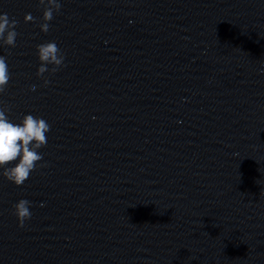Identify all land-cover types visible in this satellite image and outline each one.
<instances>
[{
    "label": "clouds",
    "instance_id": "obj_1",
    "mask_svg": "<svg viewBox=\"0 0 264 264\" xmlns=\"http://www.w3.org/2000/svg\"><path fill=\"white\" fill-rule=\"evenodd\" d=\"M42 6V17L38 26L41 32L47 33L51 27L50 22L54 15L61 10L60 0H38ZM25 22L37 23V18L30 13L25 14ZM18 21L10 19L7 13H0V46L14 48L19 33L15 30ZM37 57L40 62L36 75L44 79L47 86L50 81L45 73H55L64 64L65 56L55 41H48L37 45ZM51 65V69H49ZM9 64L6 56H0V95L5 94L10 81ZM32 85L31 90L35 91ZM11 106L0 102V175L17 186H22L37 169L43 155L39 149L48 143V133L51 126L44 119L32 114L24 115L20 122L9 119L7 113ZM31 202L20 199L13 205L14 215L18 224L23 227L25 222L31 219Z\"/></svg>",
    "mask_w": 264,
    "mask_h": 264
}]
</instances>
